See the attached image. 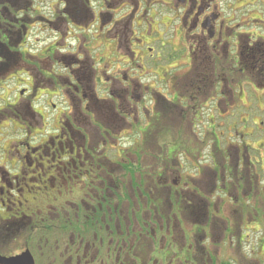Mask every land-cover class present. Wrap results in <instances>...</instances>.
<instances>
[{
	"label": "flooded vegetation",
	"instance_id": "1",
	"mask_svg": "<svg viewBox=\"0 0 264 264\" xmlns=\"http://www.w3.org/2000/svg\"><path fill=\"white\" fill-rule=\"evenodd\" d=\"M52 2L0 12L25 76L0 110V264H264L263 123L247 112L251 132L221 140L236 86L264 90V0ZM37 19L54 42L28 63ZM175 61L197 73L172 82Z\"/></svg>",
	"mask_w": 264,
	"mask_h": 264
},
{
	"label": "rangeland",
	"instance_id": "2",
	"mask_svg": "<svg viewBox=\"0 0 264 264\" xmlns=\"http://www.w3.org/2000/svg\"><path fill=\"white\" fill-rule=\"evenodd\" d=\"M40 1L41 0H35L34 1L36 6H40L42 8V10H44V9L46 10L47 9L46 4L45 5L40 4ZM52 1L53 0H46V3H48L49 5H52V4H54V2H52ZM124 1H126V0H124ZM252 9H253L252 10L253 15H259V14L263 13V11H264L263 6L261 4L255 5ZM107 10H109V9H107ZM130 11H131L130 9L126 8L123 12L114 14L113 24L115 22L119 21L120 19H122L123 17H121V16H124V14L130 13ZM68 12H71V9L68 8ZM37 24H42L40 19H37V20H34L33 22H31V27L29 28L28 40H27L26 44L23 45L24 47L22 49V52L25 54L23 56L24 57L23 60L24 61L27 60L28 63L35 61L36 58L31 59L32 56L38 57V56L43 55L44 51L49 49V46L52 45V43L54 42L53 38L49 37V36H51V34H48V33H50L49 31H53V30L50 28L48 29L46 25H43V27H41V29H40ZM112 27H113V25L109 26L108 31H110V32L108 34V38L111 40H114L116 38V35H118V31L114 30V28H112ZM253 29L256 30L255 28H253ZM171 30H172V28H171ZM171 30H170V33H171ZM122 32H123V25H120L119 36H121V38H119V40H120L119 46H121V49H122L121 53L123 54L124 50H125V45H127V43H126L125 35H124L125 32H123V34L121 35ZM49 38H50V40H49ZM160 46H161V44L155 42L152 47H156V49L159 50ZM175 46H177V45H175ZM91 47L95 48L96 46H91ZM162 50L163 51L165 50L164 47L162 48ZM174 51L177 53L182 52V44L177 46V48L174 47ZM111 52H112V49H109L108 53L111 54ZM61 53H62V55H67L66 54L67 51H62ZM44 55H47V54H44ZM14 61H15V57H12L10 63L7 66L6 71L1 72V74L3 75L2 76L3 79L0 81V110H3V109L7 110V109H9V106L15 105L17 100L18 99L20 100L19 93L23 90L20 86L19 81H18L20 79L22 80L25 78V76H23V75L19 76V73L21 72L20 69L22 68V64L21 65H20V63L14 64ZM174 65H177V66L170 73V75L174 74V78L172 79V82H175L176 79L180 78V77L189 78V76L191 74L193 75V72L197 73L196 69H194L191 66H185L184 64H181V62H179L177 64L175 61ZM163 71L166 72L165 69ZM111 72H112V70H111ZM148 76L149 77L146 80L142 79V81L144 82V83L141 82L142 89L144 87V84L147 86L157 85V88H159L161 93H164V94L170 93V90H168V88H170V85L167 86L163 82H159V79L156 76H152V75H148ZM190 77H192V76H190ZM187 83H188V81H187ZM184 84H185V82H184ZM238 88L240 90H238L237 86H236V100L230 104L231 105L230 110L233 111L235 114V116L233 117V119L230 120V122L233 121L234 125L237 127V129L232 130L229 133H226L225 130H222L223 137L221 138V140L226 141L228 136L229 137L233 136V138L230 139V141L239 142L241 140L240 139L241 134H239L238 131L241 133L242 132H245V133L251 132L250 128L247 130H243L242 125L240 124L241 123L240 118L243 117V119L245 120L247 117L246 116L247 112H249L250 114H253L251 116V118H254L253 120H255L257 122L258 126L262 127L261 123H263V126H264V90L263 89L262 90H255L254 85H242V86H238ZM217 89L212 90V92L209 91L207 94L208 95L213 94V93H215V94H220V93L226 94L225 86L218 85ZM189 90L190 89L187 90L188 93H190ZM238 94H240L241 96L239 97ZM56 100L57 99L54 100L55 103H56ZM225 104L229 105L228 101L225 102ZM225 104L222 103L221 107H220L222 114H224V111L228 108L225 106ZM204 118H206V116ZM217 119H225V118L217 117ZM1 120H2V118H0V121ZM4 121H5V119L2 120V122H4ZM222 124H224V121L219 120V125H222ZM250 126H251V128L252 127H254V129L256 128V126H254L252 123L250 124ZM223 128H225V127H223ZM259 133L261 134L262 132L260 130H258V133L254 134V136L247 137V141H262V140H264V139L260 138L261 136L259 135Z\"/></svg>",
	"mask_w": 264,
	"mask_h": 264
},
{
	"label": "trees",
	"instance_id": "3",
	"mask_svg": "<svg viewBox=\"0 0 264 264\" xmlns=\"http://www.w3.org/2000/svg\"><path fill=\"white\" fill-rule=\"evenodd\" d=\"M34 2V0H18V4L16 7L12 3L5 4V0H0V12L6 13L5 11H9L10 14L14 17H43L42 9L39 6H36L35 2L33 5L28 6V3ZM27 5V6H25ZM20 7H23V11L18 10ZM7 8V9H6ZM18 10V11H17ZM23 15V16H21ZM11 30L10 28H6ZM20 30L15 29L13 32L18 33ZM2 30H0V79L2 78V71H6L8 64L11 61L12 57H15L17 54V49L10 43V35H3ZM7 38V39H6ZM197 92V91H195Z\"/></svg>",
	"mask_w": 264,
	"mask_h": 264
},
{
	"label": "water",
	"instance_id": "4",
	"mask_svg": "<svg viewBox=\"0 0 264 264\" xmlns=\"http://www.w3.org/2000/svg\"><path fill=\"white\" fill-rule=\"evenodd\" d=\"M13 262H14V260H13Z\"/></svg>",
	"mask_w": 264,
	"mask_h": 264
}]
</instances>
